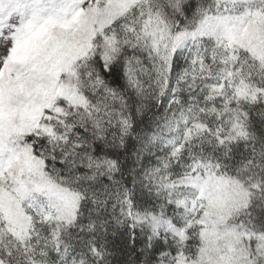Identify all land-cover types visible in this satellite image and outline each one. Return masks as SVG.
Listing matches in <instances>:
<instances>
[{"label": "snow or ice", "instance_id": "1", "mask_svg": "<svg viewBox=\"0 0 264 264\" xmlns=\"http://www.w3.org/2000/svg\"><path fill=\"white\" fill-rule=\"evenodd\" d=\"M0 264H264V0H0Z\"/></svg>", "mask_w": 264, "mask_h": 264}]
</instances>
